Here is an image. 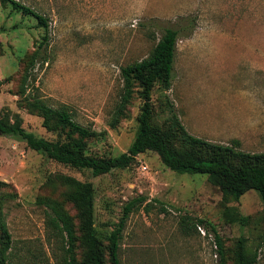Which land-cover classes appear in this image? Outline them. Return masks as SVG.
<instances>
[{
	"label": "rangeland",
	"instance_id": "1",
	"mask_svg": "<svg viewBox=\"0 0 264 264\" xmlns=\"http://www.w3.org/2000/svg\"><path fill=\"white\" fill-rule=\"evenodd\" d=\"M16 1L43 16L47 28L0 0L1 116H18L26 131L48 141L67 139L69 129H56L54 121L46 127L41 112L29 106L37 97L52 109L66 106L75 122L94 130L86 140L89 155L126 152L142 100L135 86L122 103L120 70L144 59L163 30L173 28L180 35L173 80L169 89L156 84L152 91L154 124L171 129L180 143L175 115L191 136L223 145L238 140L242 152H264V0ZM60 175L93 185L94 227L105 247L124 206L143 198L124 224L121 264H219L213 236L191 226L196 218L215 228L226 264L233 262L239 237L264 264L263 205L255 190L225 203L211 177L171 171L152 151L126 168L93 176L0 134V180L11 185L0 190V200L14 194L0 203L11 235L8 264H62L63 244L38 199L58 202L79 238L76 210L65 200ZM240 216L247 217L244 225ZM74 255H84L79 239Z\"/></svg>",
	"mask_w": 264,
	"mask_h": 264
},
{
	"label": "trees",
	"instance_id": "2",
	"mask_svg": "<svg viewBox=\"0 0 264 264\" xmlns=\"http://www.w3.org/2000/svg\"><path fill=\"white\" fill-rule=\"evenodd\" d=\"M1 2L10 3L12 9L23 15L33 16L39 27L47 28V20L29 7L16 0H1ZM179 37L178 30L164 29L156 45L144 59L128 64L120 70L123 82L122 103H126L135 86L139 88L142 100L137 117L138 130L126 152L114 157L89 155L86 152V140L95 135L94 130L75 122L66 106L52 109L37 97H32L29 106L41 112L44 125L51 127L54 121L56 129L67 128L70 135H77V138L67 135V139L63 141L61 139L48 141L26 131L18 116L11 120L6 114L0 115V134L19 137L29 149L43 153L49 159L65 166L77 170H89L93 176L126 168L135 162L139 154L152 151L171 171L211 177L218 185L225 203L230 200L238 201L250 190L257 191L262 201L264 216V152L252 154L242 152L239 150L238 140H233L231 145H223L191 136L173 115V126L180 132L181 137V142L178 143L171 129L162 128L153 122L151 94L156 84H159L163 90L171 86ZM38 54V51L33 53L32 61ZM58 180L60 185L66 188L65 200L70 202L76 210L79 238L76 236L72 217L58 202L41 198L36 201V204L44 208L46 223L52 229L54 236L63 244L62 264H121L119 248L124 224L134 207L143 203V198L132 200L124 206L120 222L109 234L108 244L105 247L94 227L93 185L65 175H60ZM10 188V184L0 180V190ZM13 195L6 194L1 198L0 203L13 198ZM246 222L247 217H239V223L244 225ZM198 225L204 226L208 233H212L219 264H226L225 250L215 228L209 222L196 218L191 226L196 230ZM77 239L84 248L81 260H77L74 255ZM10 247L11 235L5 217L0 213V264H8ZM232 264H257V253L247 252L243 237H239L235 243Z\"/></svg>",
	"mask_w": 264,
	"mask_h": 264
},
{
	"label": "built area",
	"instance_id": "3",
	"mask_svg": "<svg viewBox=\"0 0 264 264\" xmlns=\"http://www.w3.org/2000/svg\"><path fill=\"white\" fill-rule=\"evenodd\" d=\"M141 168H142V170H146V166H141ZM197 230H199V232L201 233V235L203 236V237H212V235L210 234V233H208V231H206V229H204V228H202L201 227V225H198L197 226ZM213 238V237H212ZM215 246V245H214ZM215 248H216V246H215Z\"/></svg>",
	"mask_w": 264,
	"mask_h": 264
}]
</instances>
